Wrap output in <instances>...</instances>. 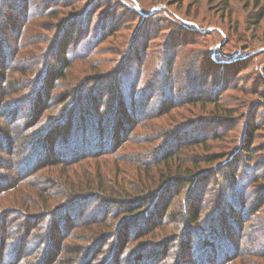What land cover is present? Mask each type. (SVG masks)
Masks as SVG:
<instances>
[{"label": "rangeland", "instance_id": "obj_1", "mask_svg": "<svg viewBox=\"0 0 264 264\" xmlns=\"http://www.w3.org/2000/svg\"><path fill=\"white\" fill-rule=\"evenodd\" d=\"M0 264H264V0H1Z\"/></svg>", "mask_w": 264, "mask_h": 264}, {"label": "trees", "instance_id": "obj_2", "mask_svg": "<svg viewBox=\"0 0 264 264\" xmlns=\"http://www.w3.org/2000/svg\"><path fill=\"white\" fill-rule=\"evenodd\" d=\"M1 1V0H0ZM50 17L52 18V19H54V18H56V19H58V17H59V14L58 13H53L52 12V14L50 15ZM213 104H215V103H213ZM219 109V111H222V109L219 107L218 108ZM63 111H64V109H63ZM223 112V111H222ZM63 115H64V112H62V114H60V113H58V115L57 116H54L53 118L52 117H50L49 119H47V121L45 122V124L43 125V126H41L40 125V127L43 129V130H49L50 128H52L62 117H63ZM40 127H39V129H40ZM253 130H256V129H253ZM37 134H39L38 132H36L35 133V135H37ZM34 135V136H35ZM253 137V132L250 134V138H252ZM252 141V140H251ZM171 151H168V152H166V156H168L169 154H172V153H170ZM254 151L252 150V147H251V145H248V146H244V148H243V153H245V156H247V157H250V155H251V153H253ZM168 154V155H167ZM174 156V155H173ZM173 156H168V157H166L165 158V160H167V161H169L171 158H173ZM160 159V158H159ZM155 160L156 161H154V162H157V161H159L158 160V158H155ZM161 160V159H160ZM20 173V172H19ZM20 175H21V173H20ZM234 175H237V170L235 171V173H234ZM174 177V176H173ZM172 177V178H173ZM243 177L244 178H246L247 176L245 175V173H243ZM176 179H169L170 181H171V183L172 182H175L176 181V185L179 187H181V186H183L184 184H186L188 181H189V179H191L190 177H188V176H186L185 178L184 177H175ZM247 179V178H246ZM166 185V183L165 184H163L162 185V187H164ZM161 187V188H162ZM177 187V188H178ZM179 190V189H178ZM178 192V191H177ZM176 195H178L177 193H175ZM152 196H154L153 194L152 195H149V196H147V200H150L151 198H152ZM139 202H144L143 200H140V201H137V202H130V203H126L125 204V206L127 207V208H130L131 210H134V209H137V211H141L142 209L139 207V206H141V205H138L139 204ZM135 203V204H134ZM149 202L148 201H146V204H148ZM132 207V208H131ZM218 211V210H217ZM136 213V212H135ZM191 214H190V216L192 217V219H191V221L195 224V223H197L198 221V219H199V213L197 212V211H192V212H190ZM217 213V212H216ZM188 215V214H187ZM217 215L219 216V212L217 213ZM214 219H216V218H214ZM216 220H218V219H216ZM212 225H214V224H212ZM212 225H210V226H212Z\"/></svg>", "mask_w": 264, "mask_h": 264}]
</instances>
